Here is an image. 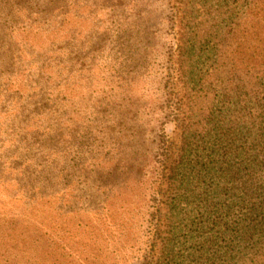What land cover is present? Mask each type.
Wrapping results in <instances>:
<instances>
[{
    "label": "rangeland",
    "instance_id": "obj_1",
    "mask_svg": "<svg viewBox=\"0 0 264 264\" xmlns=\"http://www.w3.org/2000/svg\"><path fill=\"white\" fill-rule=\"evenodd\" d=\"M183 1L0 0V264H264V204L232 171L252 135L264 152V66L198 94Z\"/></svg>",
    "mask_w": 264,
    "mask_h": 264
},
{
    "label": "trees",
    "instance_id": "obj_2",
    "mask_svg": "<svg viewBox=\"0 0 264 264\" xmlns=\"http://www.w3.org/2000/svg\"><path fill=\"white\" fill-rule=\"evenodd\" d=\"M182 4V6L177 4L180 13L177 30V56L181 60L180 67L177 68L178 76L181 75L183 67L187 65L197 73L200 80L198 94L201 95L204 90L203 95L205 96L213 91L215 92L214 99L226 98L227 92L224 89L209 90L213 85L218 86L219 75L228 80L230 86L228 92L245 95L244 92L239 91L240 84H250L252 81L249 78L254 71L264 66V0H184ZM45 9H57L54 0H48ZM187 27L197 31L195 32L197 41L200 46H203L198 57H195L194 51L188 50L190 46L181 31ZM176 63L178 64L177 58ZM250 68H253V71H250ZM236 99L238 102L246 100L240 98L239 95H236ZM239 109L241 111L244 107L239 106ZM239 114L241 113L233 111L227 115L222 114V118H226V122L229 123L231 128L229 133L234 140H247L249 138L245 134L252 135L251 130L246 128L249 133L246 130L244 133L239 125L235 130L234 123L237 121L235 117ZM214 121L218 125L213 127L217 128H214L212 132L209 128H202L203 134L209 137L226 135L218 131L224 128L223 124H220L219 120ZM254 137L256 136L252 135L250 141L253 144V146L250 145L252 150L246 154L247 164L244 167L234 166L232 171H244L241 177H237L238 182H241L245 189L244 199L246 202L255 200L253 205L260 206L264 204V200L257 198L264 195L253 192L264 193V152L254 147V139H256ZM144 167L145 164L142 163L137 166L128 163L124 173L140 177L144 175ZM132 169L133 172H131ZM250 260L253 261V258Z\"/></svg>",
    "mask_w": 264,
    "mask_h": 264
}]
</instances>
